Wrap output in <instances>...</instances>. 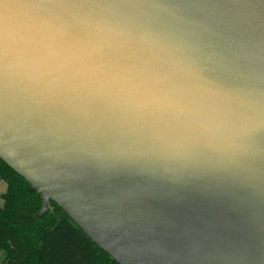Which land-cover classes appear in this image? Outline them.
Here are the masks:
<instances>
[{
  "label": "water",
  "instance_id": "1",
  "mask_svg": "<svg viewBox=\"0 0 264 264\" xmlns=\"http://www.w3.org/2000/svg\"><path fill=\"white\" fill-rule=\"evenodd\" d=\"M0 159L117 264H264V0H0Z\"/></svg>",
  "mask_w": 264,
  "mask_h": 264
},
{
  "label": "trees",
  "instance_id": "2",
  "mask_svg": "<svg viewBox=\"0 0 264 264\" xmlns=\"http://www.w3.org/2000/svg\"><path fill=\"white\" fill-rule=\"evenodd\" d=\"M0 264H117L54 202L40 219V197L0 159Z\"/></svg>",
  "mask_w": 264,
  "mask_h": 264
},
{
  "label": "crops",
  "instance_id": "3",
  "mask_svg": "<svg viewBox=\"0 0 264 264\" xmlns=\"http://www.w3.org/2000/svg\"><path fill=\"white\" fill-rule=\"evenodd\" d=\"M0 188H1V191H0V196L3 194V193H5V191H6V185H5V183L4 182H0ZM0 205H2V200H0Z\"/></svg>",
  "mask_w": 264,
  "mask_h": 264
},
{
  "label": "rangeland",
  "instance_id": "4",
  "mask_svg": "<svg viewBox=\"0 0 264 264\" xmlns=\"http://www.w3.org/2000/svg\"><path fill=\"white\" fill-rule=\"evenodd\" d=\"M0 182H1V181H0ZM0 187H1V186H0ZM0 191H1V188H0ZM0 194H1V193H0ZM1 197H2V195L0 196V200H2V198H1ZM0 206H1V205H0Z\"/></svg>",
  "mask_w": 264,
  "mask_h": 264
}]
</instances>
